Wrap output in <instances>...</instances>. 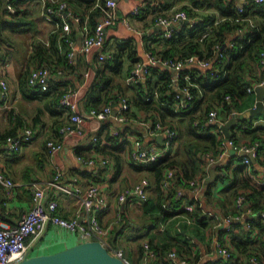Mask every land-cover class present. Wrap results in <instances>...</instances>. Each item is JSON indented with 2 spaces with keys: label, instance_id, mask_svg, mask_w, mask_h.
Masks as SVG:
<instances>
[{
  "label": "built area",
  "instance_id": "built-area-1",
  "mask_svg": "<svg viewBox=\"0 0 264 264\" xmlns=\"http://www.w3.org/2000/svg\"><path fill=\"white\" fill-rule=\"evenodd\" d=\"M42 13L53 24L52 33L57 32L58 50H63V44L67 45V57L72 59L77 54H90L93 56V62L103 63L108 56L109 51L106 49V32L108 27L113 26L116 22H122L126 26L135 31L129 24L126 15L118 13L119 0H83L91 1L90 8L86 9L83 13L71 11L69 9V2L75 0H41ZM237 8L239 12L244 10L247 2L253 1L254 3H263L264 0H240ZM6 10L9 14L16 12L15 7L7 1ZM160 7L159 0H145L140 5L134 6L130 10L131 15H138L141 8ZM197 12H210L209 9L193 8ZM96 10L98 15L94 17V23L91 25L90 16L91 12ZM163 12L166 10H162ZM169 14L157 13L154 24L162 29V36L170 38L176 27H178L185 20V23L193 25L198 20L199 14L190 15L182 8L172 7L169 9ZM84 14V15H83ZM220 18L215 20V23L220 21ZM247 20L251 27L256 28L257 23L250 17H237L236 21ZM76 24L79 32V44L75 45L70 33L72 24ZM241 29H237L240 31ZM211 28L206 27L204 34L199 37L202 40L206 33L210 32ZM141 33V32H140ZM143 44V42L141 41ZM45 45L49 46V39L45 40ZM233 42H217L214 45V50L211 55H199L197 53H190L187 55L176 54L175 56L162 55L155 51L153 48H147L144 44L142 54H139L138 59L127 71L124 77V85L127 87H135L145 82L147 77L153 70L164 69L170 74L169 81L167 82L168 88L165 92L166 95H172L173 100H164L160 97L159 89L155 88L152 92L145 93L141 100L144 103H149L152 99H157L162 105V113L160 117L140 120L141 126L144 128L145 133L149 136V141L144 143L143 136L140 133H135L129 137L130 141V158L141 164L147 166L159 158L167 157L171 154L174 143L178 139V128L175 122L179 116L189 115L196 110V101L194 96V88L198 87L202 82L203 77L211 76L214 78L222 79L225 77V67L229 63L230 57L233 55ZM108 51V52H107ZM258 65L261 71L264 72V50L259 52ZM94 67V65H93ZM93 68L88 66L84 71V78L88 79L92 73ZM62 76V68L50 63H42L30 69L28 73V83L30 86H37L41 90H46L54 81ZM263 85L264 79L252 80L246 86L249 93H256V86ZM120 103L116 111L112 103H103L102 108L91 107L87 110H80L78 106L79 89L68 85L61 90L58 98L59 105L67 112L66 119L61 123L58 128V138H48L45 142V154L52 160V168L54 169L50 179L41 181H31V206L24 212L18 221L14 224H6L0 216V264H12L21 261L40 250L46 244L40 242L39 239L47 231L48 226L64 231L66 236L75 235L79 241L85 240H98L108 251L121 259L126 264H132L124 255V250L121 247L112 245L108 239L109 226L103 225L99 218L98 212L103 211L108 206V199L103 194L98 183H90L85 189L75 184L74 190H70L61 182L62 169L55 161V156L63 149L64 140L72 137L82 136L84 133V123L87 119L105 120L114 116L115 120L119 123L128 124L134 118L130 113V102L127 95L121 93ZM171 96V97H172ZM202 92H199V97L202 98ZM0 100L5 107L10 108L13 117L16 112L13 111V105L10 103V93L8 82L0 70ZM225 100L232 102L233 99L230 94H225ZM254 103L250 106L254 107ZM249 109V108H248ZM242 112L236 108L228 110V117L237 115L236 122L241 117ZM226 119V120H227ZM225 120V121H226ZM219 117L217 108H211L206 113V122L214 125L213 130L220 133V140L217 145L218 159H224L231 156L237 159L242 156V163L251 172L252 158L258 156L259 142L242 141L237 143L231 137H226L221 129L222 124L225 122ZM235 122V124H236ZM252 126L264 125V117L256 116L252 119ZM195 122L194 125H198ZM33 138V129L26 126L21 134L8 136L4 142V146L8 151L18 150L22 144L31 141ZM207 156L209 165H218V159L211 152H206L203 158ZM80 162L87 164H96L99 167H107V160L100 158V156H91L85 154H78L76 157ZM223 165L218 169L219 173H224ZM110 168V167H109ZM174 168L168 166L164 169L160 178L159 185L162 192V205H167L164 197L171 187H174L176 198H182L188 193H192L190 198L199 203L201 210L215 215V212L206 210L202 207L201 198L195 195L198 189L203 188V181L193 178H186L180 185H175ZM0 182L6 186V190L10 191L15 182L7 177L0 171ZM151 180L149 177H142L132 185L122 188L117 193V201L124 203L128 200H141L146 201L149 197V188ZM47 188H54L60 192L74 193L82 207V212L74 217L65 218L58 211V200L55 197L48 196L46 193ZM199 199V200H197ZM243 195L240 194L236 197L234 203L237 208L244 205ZM196 202H188L183 208L191 215L184 216V220L188 223L194 221L192 212L195 209ZM258 216L264 218V209L258 212ZM240 220V215H227L219 220L213 228L223 226L225 232L230 233L233 230L235 220ZM255 216L251 215L246 220V227L250 228L254 223ZM121 221L120 210L114 217L112 223H119ZM217 254L225 259H233L234 248L229 240L224 243L217 241L215 244ZM155 251L153 250L148 240H143L141 244L140 262L141 264H150L151 259L155 258ZM187 257H180L176 248H172L167 252V259L169 264H191ZM250 264H260L256 257L249 259Z\"/></svg>",
  "mask_w": 264,
  "mask_h": 264
},
{
  "label": "crops",
  "instance_id": "crops-1",
  "mask_svg": "<svg viewBox=\"0 0 264 264\" xmlns=\"http://www.w3.org/2000/svg\"><path fill=\"white\" fill-rule=\"evenodd\" d=\"M143 1L145 0H119L118 13L126 15L129 24L135 29V31L129 29L126 24L120 21L116 22L115 25L110 26L107 29L106 45L114 40L116 42V38L118 40L120 38L122 39L131 36L137 41L139 54H142V45H145L146 43L149 44L148 47L157 51L163 49V45L156 41V38L162 36V29L159 28L158 25L154 24L155 19L153 20L154 17L152 16L154 14H142L140 12L138 15L130 14V10L134 6L140 5ZM174 2L175 4H173V7L175 9L183 4H189L190 0H174ZM238 3H240V0ZM5 5L4 1L0 0V70L8 82L10 103L13 105L12 108L14 109L12 110L15 111L16 114L15 117H13L12 111L9 110L10 108L5 107L3 102L0 100V171H2L7 177H10L15 182V185L10 191H7L6 186L0 182V216L6 224H14L31 206V187L28 185L29 182L50 179L52 176V160L46 156L44 146L45 141L48 138L59 137L57 128L64 122L67 116L66 110L62 108L58 102L57 96L59 91L61 92V90L68 85L78 88V106L80 110H85L80 106V97L85 90V85L93 73L90 74L88 79H85L83 76V70H86L88 66L93 68L94 58L90 54H77L72 58L70 66L65 67L59 64L58 67H61L62 70L65 68V72L64 70L62 71V76L58 77L54 81L46 95H42V93L30 95L26 85H24V87L27 91L24 93L19 85L20 81L27 76L29 70L42 63H53L49 61L51 59L48 54V46L43 44L45 40L50 38L53 31V24L42 13L41 0H26L16 7L13 5L16 9V12L13 14L8 13ZM89 8L90 6H87L86 2H84V5L78 3L76 0L69 2V9L71 11L83 13ZM167 12L168 14L170 13L168 10ZM159 13H163V11L160 10ZM5 20H12V26H4L2 22ZM70 35L74 40L75 45H78L79 32L76 24L74 23L72 24ZM231 38L232 36L228 35L225 40L229 42ZM44 48L47 49V52L44 51ZM107 50L110 51L109 49ZM51 58L53 59L52 56ZM57 63L58 62L54 60L53 65H56ZM153 72L155 71L153 70ZM253 73L254 78L251 79V81L264 79V72L261 71L258 63L255 65ZM123 75L125 77L126 73ZM124 77L122 76L121 79L122 84L124 83ZM59 78L65 79L57 82L56 84V81ZM124 87L127 89L126 92H123L116 87H114L111 92V94H114L115 96V98L111 100L114 111L117 110L120 103L119 94L124 93L130 99V96L132 95L133 97V94L135 93V87ZM143 95L144 94H142V96ZM137 96L140 102L137 103L135 100L134 102L130 101V113L134 118L130 123H119L115 120L114 116L105 120L87 119L84 123L83 136L65 139L63 149L55 156V161L60 164L62 169L61 182L66 187H69L70 190H74L75 184L79 185L82 189H85L90 183H98L99 188H101L103 194L108 199L107 208L99 214L98 218L103 225L109 226L108 239L110 243L112 238V240L116 243L114 246L124 248L125 251L127 250L125 246L127 242L126 239L131 240L130 238L133 239L136 235L129 236L127 238L123 236V230L128 229L126 224H128L129 221L125 223L122 218L119 223H112V221L117 215L118 210H120V214L121 212H124L130 215V213L133 212V203L129 204L127 202H132L134 200H128L124 203H120L117 201L115 193L117 194L118 190L132 185V183L142 176L152 179L151 171L148 165L142 166L130 158L129 137L131 135H135V133H140L143 136L144 143L148 142L150 138L146 135L144 128L140 124V120L143 118H154L155 116L160 117L162 113V105L157 99H152L149 102L151 105L150 107H144L143 105L146 103L141 100L140 95L137 94ZM248 108L250 107H247L246 109L244 108L245 110L243 111L245 112ZM198 110H195L189 115L187 114L176 118L179 120V133L185 130V127H182L184 122L183 119L185 117L190 118V120L192 118L193 121L201 119L202 116L200 114L202 112H198ZM218 111L219 117L222 118L223 110L218 109ZM243 111L242 113H244ZM259 115L260 114L256 116ZM260 116L264 117V115ZM26 126H30L33 129V138L31 141L22 144V146L16 151H8L4 146V132L7 130H13L15 134H21ZM102 126L103 130L101 131L100 127ZM107 132L110 133V136L106 138ZM202 140L205 139L195 138L196 145L202 144ZM97 146H99L100 149H97ZM176 146L178 147L177 140L174 143L173 149L171 150V154L168 155V158H175ZM206 152L213 153L212 150H207ZM80 153L91 156H100V158L106 159L107 167L102 168L96 164L80 162L76 158ZM114 155L119 156L118 160L115 159ZM213 155L218 159L217 155ZM224 159H218L217 163L223 165L224 167ZM200 161L201 160H197L196 164L192 166H190L192 162L190 159L186 160L185 163L190 166L188 168V172H193L192 177L189 178L204 181L209 176V172H207L206 176H203L205 168L210 170L212 166L209 165L206 157L203 158L206 166L203 161ZM238 161L239 160L232 157L231 163L232 165H236ZM252 164L256 169V171H254L255 173H253L251 169L250 175L253 182L256 185L264 184V150L259 151L258 158L255 159V161H252ZM117 166H119V170L117 169ZM217 172L219 173L218 168L215 170V176L212 180L213 185L211 198L216 197L218 194L217 191L225 184L229 183L233 178L231 171L227 172L228 177L225 179H223L221 175H216ZM176 174L180 177L183 176V172L180 167L174 168L173 181H175ZM46 193L48 196L55 197L58 200V211L61 215L71 218L82 212V207L74 193L60 192L54 188H47ZM167 195L168 192L166 196ZM190 195L192 196V193H188L186 197H190ZM166 196L164 198H166ZM150 197L152 198L150 199ZM203 197L204 194L200 196L202 202L204 203L206 201H204L205 198L203 200ZM156 199V192L154 191V187L151 183L149 188V198L146 200L147 204L139 215L143 217L150 215L151 217L153 216V218L157 215L160 216L161 213L158 210ZM206 204L217 207L215 203L211 204L206 202ZM165 209H168V207ZM213 212H215L216 221L212 224L208 223L207 225L201 227L204 233L202 238V233L193 232V227L191 226H188L187 231H183L181 240L189 241L191 245V252H183L182 256L187 257L191 264H244L243 262L246 258L241 251V253L236 252L235 257L231 260L232 262L229 263V259L223 260V257L221 256V258L215 249L217 241L224 243V241L226 242L229 240L231 243V237L230 233L225 232L223 226L220 225L215 228H213V226L219 220L223 219L224 216L235 215V213L230 211L226 214H222L221 208L219 207L217 212L214 210ZM253 213L254 212L249 210L246 205L240 207V211H238L240 220L234 219L235 222L233 229L236 228L237 224L247 228L246 220ZM185 215V213H175L167 216L166 218H162L161 215L159 222L157 221L158 224L154 222L156 228L151 239H161L160 237L162 236H159L157 231L159 230V223L160 226H162V221L166 224L169 222L167 227L165 226L164 228L166 230L165 236H168V233L170 235L175 234V228H179L182 223L185 222ZM260 225L261 226L255 225L254 231L251 233V239L253 241L252 245L254 247V251L258 252L261 261L264 264V244L262 243L263 239H261L262 235L260 233V229H264V220H262ZM119 227H121V230H119ZM39 241L45 242L46 245L43 248H40V250L35 251V254L57 251L65 246L78 242V238L73 234L72 236H66L64 231H61L53 226H48L47 231L43 234ZM194 254L197 255L194 257ZM155 261L156 260L151 259L150 264H155ZM134 264H141L140 258L138 260L135 259Z\"/></svg>",
  "mask_w": 264,
  "mask_h": 264
},
{
  "label": "trees",
  "instance_id": "trees-1",
  "mask_svg": "<svg viewBox=\"0 0 264 264\" xmlns=\"http://www.w3.org/2000/svg\"><path fill=\"white\" fill-rule=\"evenodd\" d=\"M7 1L16 7L26 0ZM76 1L82 5H84V2H86L87 6H90L91 2L83 0ZM159 3L161 9H159V7L156 9L142 7L140 9V13H151V15L154 14L155 16L152 15L154 17V20L156 19V15L160 10H166L163 12V14L167 15V10L172 8L173 4H175L174 0H159ZM190 3L183 4L178 8L186 10L190 15L199 14L198 20L195 21L192 26L185 22L181 23L174 29L170 38H165L163 36L156 38V41L159 44L163 45V49L158 51L155 50L156 52L162 55L169 56H175L176 54H180L182 56L190 53H197L199 55H211L213 53L215 43L226 41L225 39L228 35L232 36L229 42H233L234 44L232 51L233 55L230 57L228 65L225 67V77L222 79L214 78L211 76L203 77V79L200 80L201 82H203L198 87L194 88L193 93L196 101L195 108L196 110L203 109L204 112L200 114L202 117L197 126L192 123L193 119L191 118V120L188 122V131L195 138H202L207 142L200 145H194L192 149L190 148L188 150V154L190 156L189 159L192 161L190 166H192L196 164L197 160L203 161V155L207 150H212L213 154H217L218 152L217 145L221 136L219 132L213 130L214 125L208 124L206 122L207 111L211 108L223 110L222 120L225 121L228 117L229 109L236 108L237 110L242 112L254 103V94L247 92L246 86L249 81L254 78L253 71L255 70V65L258 63L259 52L261 50H264V2H247L242 12L238 11L236 2L234 0H190ZM194 7H197L199 9H209L210 12H197L194 11ZM95 15H98V12H96V10H93L90 16L91 25H93L94 23ZM237 17H250L257 23L258 26L256 28L251 27L247 20L236 21ZM217 18H220L221 20L215 23V20ZM11 21L12 20H5L2 22V24L9 27L12 26ZM207 26L211 28V31L206 33L202 40H199V37L204 34ZM237 29L241 30L237 31ZM57 35V32L52 33L49 38L50 44L47 47L49 50L48 54L50 55L51 59L49 61L54 63V60H56L58 62L56 66H59V64H61V66L68 67L71 65L72 61V59H69L66 54L68 47L64 43L63 50L59 52ZM145 46L147 48H150L148 47L149 44L147 43L145 44ZM106 49H108L107 45ZM138 50L139 46L137 44V41L133 39V37L129 36L122 39L120 38L116 40V42L112 45L109 51L110 56H108L103 63L95 62L92 71L93 74L88 80L87 84L85 83V90L80 97V106L82 107V109L87 110L91 107L97 108L103 103L109 101L111 102V100L115 98L114 94H111L114 87L122 90L123 92H126L127 89L123 86L121 79L123 74L127 73L136 59H138ZM44 51L47 52V49L44 48ZM51 56L53 57V59L51 58ZM125 61L127 62L126 64ZM63 70L65 72V68H63ZM154 71L155 72H151L152 74L147 78L146 82H142L140 85L135 86V93L133 94V97L132 95L130 96L129 102H134V100L137 103L140 102L138 100L137 94L142 97V94H145L148 91L152 92L155 87L159 89L160 97L162 99L167 100L171 98V100H173V96L171 94H165L166 90L169 88L167 85V82L170 78L169 72L161 68ZM63 79L65 78H59L56 81V84L57 82L63 81ZM24 85L28 87L27 89L30 95L37 93L46 95L49 92V88L53 84L50 85L46 90H41L37 86H30V84L28 83L27 74V76H25V78L20 81L19 85L22 91L25 93L27 90H25L26 88L24 87ZM199 92H202V98H198ZM60 94L61 92L59 91V94L57 96L58 98ZM225 94H230L233 101L227 102L225 100ZM143 106L150 107L151 105L149 103H146ZM254 117H239L236 124H234L230 128V137L237 143H240L242 141L253 142L257 140L259 142L258 150L260 151L264 150V125H257L253 127L252 119ZM175 122L177 123V128H179V120L176 119ZM100 130H103V126L100 127ZM12 134L15 135V132L13 130H7L4 132L3 137L6 140V138L8 136H11ZM109 134L110 133L107 132L106 138L110 136ZM98 148L100 149L99 146H97V149ZM202 152L203 154L201 159L200 157ZM258 156H256L255 159H257ZM118 158L119 156L116 155L115 159L118 160ZM167 159V157H162L148 165L152 177V179L150 178V180L154 187V191L156 192L158 210L161 213H159L160 216L157 215L153 218V222H155L156 224H158L161 215L162 218H166L167 216L173 215L175 213H185L188 215L189 212L182 207L183 204L188 202H196L194 199L189 197H186L185 200L176 198L174 188H170L168 191V195L166 196V200H169V203L167 205L168 209H165L163 207L161 201L163 197L159 181L164 169L168 166L180 167L183 172V176L180 177L176 174L175 185L182 184L184 179L192 177L193 175V172H188L189 166L187 165V163H185V161H181L176 158L170 160ZM240 159H242V156L239 155L237 158V160L239 161L236 165H232L231 156H228L224 159L225 164L224 167H222L225 169V171L222 174L217 172L216 175H221V177L225 179L226 177H228L227 172L231 171L233 178L229 183L225 184L217 191L218 194L214 198H211L213 182L207 184L206 186L204 185L202 193V195L204 194L203 200L205 198L204 201L211 204L215 203L217 207H213L210 204L209 205L213 208L212 210L216 212L219 207L221 208L222 214H226L230 211L238 214L240 208H236L234 201L236 197L242 193L244 205H246L249 210L254 212L252 215L255 216V220L250 228H244L243 226L237 224L236 228L230 231L231 245L232 248H234V251H232V253L235 257L236 252H242L246 258V260L243 262L244 264H250L249 259L251 257H256L259 263L263 264L260 256L258 255V252L254 251L251 233L254 231L255 225L261 226L260 224L262 220H264V218L258 216V212L264 209V184L256 185L253 182L252 177L246 173V165L242 163ZM217 168L220 169V164L215 166V170H217ZM117 169L119 170V166H117ZM251 169L252 172L255 173L254 171H256V169L252 163ZM207 172H209V169L205 168L203 176H206ZM101 212L102 211L98 212V217ZM193 214L195 219L192 224L193 232L195 231L197 233H202V238L204 233L201 227L207 225L208 223H214L216 221L215 215L201 210L198 202H196ZM188 226L189 223L184 222L179 228H175V234L170 235L168 233L169 237L166 235V237L162 240H155V238H150L148 240L153 250L155 251V264H169V260L167 259V252L172 248H176L180 257H182L183 252H191V245L189 241L181 240L182 233L183 231H187ZM119 230H121V227H119ZM260 233L262 235L261 239H263L262 243L264 244V229H260ZM111 244H116L112 240V238ZM122 249L124 250V248ZM138 249L139 252H141V245H139ZM125 254L133 263L135 262V258L131 252H127V250H124V255ZM231 260L232 259L230 258L228 262H232Z\"/></svg>",
  "mask_w": 264,
  "mask_h": 264
},
{
  "label": "water",
  "instance_id": "water-1",
  "mask_svg": "<svg viewBox=\"0 0 264 264\" xmlns=\"http://www.w3.org/2000/svg\"><path fill=\"white\" fill-rule=\"evenodd\" d=\"M6 4L7 0H3ZM186 22V20L184 21ZM161 28V27H159ZM258 114H264V86H256L255 106L249 108L243 117H252ZM237 115L227 119L222 124L224 136L229 137L230 128L236 122ZM255 161V158H252ZM215 166L209 170V176L204 180V185L211 183L215 176ZM12 264H126V262L112 255L108 249L98 240L79 241L65 246L57 251L50 253L33 254L21 261Z\"/></svg>",
  "mask_w": 264,
  "mask_h": 264
},
{
  "label": "rangeland",
  "instance_id": "rangeland-1",
  "mask_svg": "<svg viewBox=\"0 0 264 264\" xmlns=\"http://www.w3.org/2000/svg\"><path fill=\"white\" fill-rule=\"evenodd\" d=\"M235 2L237 1V0H234ZM116 40H117V38H116ZM115 43V40L114 41H112V42H109L108 43V45H107V48L110 50V48L112 47V45ZM108 52V51H107ZM127 62L125 61V64H126ZM84 71L85 70H83V76H84ZM123 77H124V75H123ZM123 85H124V83H123ZM125 86V85H124ZM102 104L101 105H99L98 106V108L100 109V108H102ZM198 112H204L203 110H198ZM193 116V115H192ZM194 117V116H193ZM183 128L185 127V130H183V131H181L180 133H179V135H178V139H177V142H178V147L176 146L175 147V149H176V153H175V158H178V160H181V161H186V160H188L189 159V154H188V149L189 148H192L194 145H196V142H195V138H194V136L188 131V122L190 121V118H188V117H185L184 119H183ZM195 122H198V121H200V120H194ZM193 124H194V122H193ZM84 134V133H83ZM83 136V135H82ZM203 141V143L202 144H204L205 142H207L206 140H202ZM202 154H203V152L201 153V159H202ZM173 157V156H172ZM206 157V159H207V156H205ZM204 157V158H205ZM170 159H172V158H168L167 160H170ZM203 160V159H202ZM200 162H202V161H200ZM58 163V162H57ZM58 165H60L59 163H58ZM204 165H205V162H204ZM206 166V165H205ZM190 167V166H189ZM188 167V168H189ZM53 171H54V169H53ZM53 171H52V174H53ZM224 171H225V169H224ZM246 173L247 174H251V172L246 168ZM251 176V175H250ZM52 177V176H51ZM142 177H146V176H142ZM142 177H140V178H142ZM139 178V179H140ZM198 178V177H197ZM138 179V180H139ZM137 181V180H136ZM135 181V182H136ZM134 182V183H135ZM133 184V183H132ZM203 189L204 188H201V189H198L196 192H195V195L199 198L201 195H202V192H203ZM120 190H118V192H119ZM115 195L117 196V194L115 193ZM152 197H150V199H151ZM190 198V197H189ZM149 199V200H150ZM165 199V201H166V203L168 202L169 203V200L167 201L166 200V198H164ZM182 200L184 199H186V196H184V197H182L181 198ZM197 200H199V199H197ZM147 201H141V200H134V201H132V202H127V203H129V204H132V206H133V208H132V210H133V212L132 213H130V215L129 214H126V213H124V212H121V214H120V216H121V218L123 219V221L126 223V222H128L129 221V223L128 224H126L127 225V227H128V229H124L123 230V236L125 237V238H127V237H129V236H134V235H136V237L135 238H130L131 240H127L126 239V248H127V252H131L132 254H133V256H134V258L135 259H139V257H140V252H139V245H141L142 244V241L143 240H148L149 238H152L153 237V235H154V233H155V228H156V226H155V223L153 222L154 221V219H153V216L151 217L150 215H148L147 217H143V216H141V215H139L141 212H142V210H143V208L146 206V203ZM150 203H151V201H150ZM126 204V203H125ZM186 203H184L183 204V206L185 205ZM168 205V204H167ZM167 205L165 206V208H167ZM182 206V207H183ZM156 207V206H155ZM202 207L204 208V209H206V210H211V211H213L212 210V208L210 207V205L208 204H206L205 202L204 203H202ZM195 210V209H194ZM194 212V211H193ZM193 212H192V215H194L193 214ZM131 215H132V217H131ZM187 215V214H186ZM185 215V216H186ZM188 215H191L190 213L188 214ZM187 215V216H188ZM171 221V220H170ZM186 222V221H185ZM169 223V222H168ZM167 223V224H168ZM167 224L165 223V222H163L162 221V226H160V223H159V226H158V228H159V230L157 231L158 232V235L159 236H162V237H160L161 239L160 240H162V239H164L166 236H165V226L167 227ZM192 224H193V222H191V223H189V226H191V227H193L192 226ZM164 229V230H163ZM131 233V234H130ZM128 243V244H127ZM123 244V243H122ZM124 245V244H123ZM35 254V253H34ZM197 254H194V257L196 256ZM125 257L127 258V259H129L128 258V256H126V254H125ZM221 257V256H220ZM222 258V257H221ZM223 260H227V259H224V258H222ZM130 260V259H129ZM202 260H203V257H202ZM201 260V261H202ZM131 261V260H130ZM132 262V261H131ZM132 264H134L133 262H132Z\"/></svg>",
  "mask_w": 264,
  "mask_h": 264
},
{
  "label": "clouds",
  "instance_id": "clouds-1",
  "mask_svg": "<svg viewBox=\"0 0 264 264\" xmlns=\"http://www.w3.org/2000/svg\"><path fill=\"white\" fill-rule=\"evenodd\" d=\"M230 137V136H229ZM213 167V165H211ZM216 166V165H215ZM203 185H204V181H203Z\"/></svg>",
  "mask_w": 264,
  "mask_h": 264
}]
</instances>
